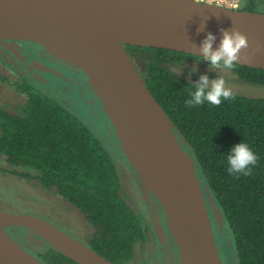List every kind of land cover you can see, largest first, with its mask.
<instances>
[{"label": "trees", "instance_id": "1", "mask_svg": "<svg viewBox=\"0 0 264 264\" xmlns=\"http://www.w3.org/2000/svg\"><path fill=\"white\" fill-rule=\"evenodd\" d=\"M238 10L264 13L263 0H245ZM124 48L180 133V146L195 160L196 175L220 212L226 240L225 246L217 245L221 263L264 264V98L233 94L219 106L205 102L188 107L185 102L195 87L167 66L202 59L157 48ZM231 72L240 82L264 86L263 70L234 65ZM16 86L26 102L19 115L0 106V156L22 172L0 171L54 189L91 226L87 247L114 264L131 263L135 247L148 242L152 226L121 196L115 162L119 153L113 146L120 148L118 142L106 139L107 133L95 128V119H80L47 87ZM241 142L258 160L250 175H230L226 156ZM15 229H7L13 238ZM43 243L45 249L34 255L39 261L75 264ZM154 244L159 245L156 237Z\"/></svg>", "mask_w": 264, "mask_h": 264}, {"label": "water", "instance_id": "2", "mask_svg": "<svg viewBox=\"0 0 264 264\" xmlns=\"http://www.w3.org/2000/svg\"><path fill=\"white\" fill-rule=\"evenodd\" d=\"M0 20L14 27L22 41L46 50L61 48L73 58L69 63L89 81L144 191L157 199L181 264H221L207 203L216 207L196 175L195 160L180 146V133L149 93L136 61L124 46L202 59L196 56L195 45L199 47L207 33L216 37L215 50L221 29L236 28L247 37L249 47L241 50V57L248 58L235 65L264 71V13L192 0H0ZM200 27L203 31H198ZM109 30L129 40L117 41L106 32ZM257 45L260 51H256ZM140 102L165 121L166 136L142 130ZM11 228L37 235L75 264H114L47 221L1 211L0 264H44L8 234Z\"/></svg>", "mask_w": 264, "mask_h": 264}, {"label": "rangeland", "instance_id": "3", "mask_svg": "<svg viewBox=\"0 0 264 264\" xmlns=\"http://www.w3.org/2000/svg\"><path fill=\"white\" fill-rule=\"evenodd\" d=\"M198 3L217 7L211 4L210 1ZM234 3H238V7H233ZM244 3L245 0H224L223 6L219 8L238 10ZM5 40L15 41L11 39ZM45 52L51 58L55 59L46 50ZM55 60L59 68H66L63 70L64 75L68 77V79L74 80L75 84H65L61 82V84H51L50 86L45 87L55 95V98L61 102L63 101L64 105L80 119H83V121L88 120L92 122L91 118L95 119V128L102 130V134H104V132L107 133L106 139L114 142L116 137L113 128L108 122L109 120L107 116H105L101 104L91 89L89 81L84 73L80 70L81 75H77L73 72L74 70H79L76 66L67 62H61L58 59ZM167 67L176 77L190 85H193L194 82L198 81L202 74H207L209 79L223 76L226 81V86L231 89L233 94L247 98H264V86L250 85L240 82L231 71H209V64L207 61L188 59L180 64H172ZM177 67L182 69V73L179 75L173 71V69ZM193 67L198 69L194 73L191 72ZM16 71L18 70H15V68L12 69L9 65H3L0 63V106L11 114L19 115L25 105L26 97L18 91V87L16 86L18 85L15 83L17 80ZM31 72L33 73L32 69ZM14 73L16 76H14ZM37 76L40 78L39 75ZM115 151L118 153L120 152L119 155L115 157V162L122 181L121 196L136 213L144 216L145 220H147L152 226V234L150 235L148 242L144 245H137L135 247L133 260L129 264L170 263L172 253L169 246L172 244L174 247L175 244L173 245L174 242L168 232L165 219L163 217L162 224L155 218V206L151 198L148 196L150 193L146 192V190L144 191L137 175V180L133 177L135 172L124 158L120 148L115 149ZM126 166L132 173L126 172ZM0 169L5 171L15 170L18 173L22 172V170L7 165L2 156H0ZM0 211L14 215L32 216L47 221L69 237L78 240L84 245H87L89 238L93 233L91 226L86 222L84 217L58 196L54 189L43 188L35 180L17 178L15 176L7 175L2 171H0ZM209 212L215 236L216 248L217 245L225 246L226 240L222 224L221 222H216L211 209ZM13 233L15 234L14 238H16V241H25L34 255L45 249L42 239L37 235L26 230L19 231L17 229H15ZM154 237L157 238L158 244L160 245L154 244Z\"/></svg>", "mask_w": 264, "mask_h": 264}, {"label": "clouds", "instance_id": "4", "mask_svg": "<svg viewBox=\"0 0 264 264\" xmlns=\"http://www.w3.org/2000/svg\"><path fill=\"white\" fill-rule=\"evenodd\" d=\"M233 7H238V3H234ZM198 31H203L200 27ZM222 38L219 46L213 50V44L216 37L212 33H207L205 38L201 41L198 49V57H202V61H207L209 64V71H231L234 65L248 57H241V50L249 47L247 37L238 29L232 28L230 31L221 29ZM259 45L256 46V51H260ZM198 69L193 67L191 72L194 73ZM173 71L179 75L182 73L180 67L174 68ZM195 90L191 92L190 99L186 100L188 107L202 105L208 102L210 105L219 106L222 99L227 100L233 97V93L229 87L226 86V81L223 76H218L215 79H209L207 74L200 75L198 81L193 83ZM228 168L227 172L230 175H250L252 167L257 163L258 157L251 150L246 143H238L234 145L230 153L226 156Z\"/></svg>", "mask_w": 264, "mask_h": 264}, {"label": "flooded vegetation", "instance_id": "5", "mask_svg": "<svg viewBox=\"0 0 264 264\" xmlns=\"http://www.w3.org/2000/svg\"><path fill=\"white\" fill-rule=\"evenodd\" d=\"M4 42H5V45H0V60H1L0 63L3 65H9L12 69L15 68V70H18L16 71L17 76L14 73V76L17 77L16 78L17 80L15 81L16 84H40V86H50L51 84H61V82L65 84H75L74 80L68 79V77L64 75L63 70L66 68L64 69L59 68L55 62L56 60L51 58L45 52L42 46L37 45L32 42H27V41L25 42V41H18V40H15V41L7 40ZM31 69L33 70V73L31 72ZM73 72L77 75H81L80 70H74ZM37 75H39L40 78H38ZM117 142H118L117 139H114V142L112 141V143H115V144ZM113 146L115 149L119 148L115 145ZM125 168H126L127 173L131 172V170L127 166ZM133 177L136 178L135 173ZM121 185H122V181H121ZM121 189H122V186H121ZM148 196L151 198L155 206V210H154V214L156 215L155 218L159 221V223L161 222L163 224L164 215H163V211L157 199L151 193L148 194ZM151 234L152 233L149 234V238ZM18 244L25 251H27L32 256H34V254L31 251V248L28 246V244L25 241L21 240V242L19 241ZM169 247H170L172 254H171V262L167 264H181L175 245L173 247L172 244H170Z\"/></svg>", "mask_w": 264, "mask_h": 264}, {"label": "bare ground", "instance_id": "6", "mask_svg": "<svg viewBox=\"0 0 264 264\" xmlns=\"http://www.w3.org/2000/svg\"><path fill=\"white\" fill-rule=\"evenodd\" d=\"M106 32L117 41L125 42L129 40L128 37L120 36L118 33L113 32L111 30L106 31ZM5 39L21 40L22 38L15 31L14 27H11L6 22L0 20V41L5 40ZM46 51L52 57H54L55 59H58L61 62H67V63L73 62V58L67 55L64 49L57 48V47H50V48L48 47ZM137 109H138V112H140L139 116H140L141 128L145 133H148L149 135H155V136L158 135L159 137H163L167 135L165 121L163 119L157 116H154L153 113H151V111L149 110V108L145 106V104L142 102L137 104ZM209 207L212 210V215L215 218L216 222L219 223L220 216H219L218 211L215 208H213L212 205Z\"/></svg>", "mask_w": 264, "mask_h": 264}, {"label": "built area", "instance_id": "7", "mask_svg": "<svg viewBox=\"0 0 264 264\" xmlns=\"http://www.w3.org/2000/svg\"><path fill=\"white\" fill-rule=\"evenodd\" d=\"M192 1H195V2H208L210 1L211 4L217 6V7H222L223 4H224V0H192Z\"/></svg>", "mask_w": 264, "mask_h": 264}]
</instances>
